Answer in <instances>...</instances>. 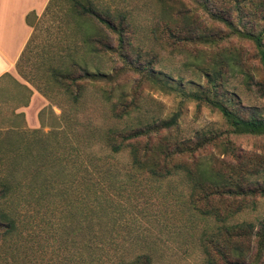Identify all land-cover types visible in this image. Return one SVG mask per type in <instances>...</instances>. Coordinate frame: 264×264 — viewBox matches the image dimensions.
<instances>
[{"label":"rangeland","instance_id":"rangeland-1","mask_svg":"<svg viewBox=\"0 0 264 264\" xmlns=\"http://www.w3.org/2000/svg\"><path fill=\"white\" fill-rule=\"evenodd\" d=\"M184 3H177L175 9L171 10L173 16H168L167 20L172 17L179 20L177 13L186 10L206 28L220 29L223 35H229V27L211 19V14L216 12L229 16L238 25L243 18L247 28L252 27L255 32L264 29V0L241 1V11L227 0H209L210 7L192 0H184ZM99 4L111 10H131L137 18L133 45L127 51L130 54L128 61L117 54L102 59L112 74H118L117 77L112 81L106 78L98 84L82 81L85 87V91L81 92L83 100L72 110L67 94L48 84L43 59H47L49 52L57 49L60 42H68L61 38L67 22L70 20L73 23V17L71 14L64 16L59 9L46 18L40 15V20L35 19L37 28L29 51L30 59L17 68V77L8 76L0 83V128L8 129L11 124L19 122L30 129L54 131L53 134L57 132L60 138L66 136V145H69V139L73 143L74 129L101 133L109 127H122L123 124L113 115L109 100L125 98L127 101L135 100V116L166 118L179 113V123L173 132L180 136L196 138L197 133L202 131H223L221 140H230L238 153L264 155V134L226 132L228 124L222 112L194 97L198 92L211 95L206 91L211 87L209 77L201 68L208 65L213 67L214 56L225 53L235 61H231L234 66L223 67L224 76L220 84L223 85L220 87L223 98L227 100L231 94H235L239 109L264 108V91L255 84L264 82V73L254 41L229 35L218 46H210L185 40L184 35L171 36L163 29V23L161 29L165 32L155 34L153 23L162 11L170 13L169 8L162 9L159 4L153 1L147 4L144 0H99ZM154 15L156 18H153ZM133 47L141 48V57L137 51L133 52ZM150 59L154 60L152 76L143 69ZM129 61H134L135 65ZM126 62L136 68H128ZM244 72L253 76L255 83L252 86L246 83ZM25 84L32 89L27 106L22 105L30 93L23 86ZM38 84L50 95L40 91ZM20 112L25 114L24 122L16 116ZM62 112L70 116L68 124L56 119ZM95 146L100 147L99 144ZM89 150L86 145H81V157L85 159V153ZM200 152L213 156L219 162L225 157L218 144H209ZM228 158L235 160L231 155ZM127 159L124 152L112 160L115 174L112 180L105 181L104 187H115L110 189L109 199L103 201L106 212L95 217L98 221L97 237H85L73 232L80 219L77 198L83 195L79 177V180H74V185L69 181V184L61 185L62 188L57 186L58 190L68 189L65 196L71 192L74 199L72 207L58 193L52 202H41L40 205L35 201L31 206L22 202L24 204L15 208L25 228L20 227L12 248L3 249L0 264H119L145 252L152 255L153 264H200L203 254L197 244V231L207 221L189 207L185 182L178 175L153 180L131 169ZM86 163L89 170V161ZM69 165L72 174L75 166L72 163ZM66 179L69 180V176ZM87 200L91 201L90 198ZM255 202V207L247 208L236 220L256 223L263 220L264 196L256 197ZM26 237L29 239L22 241Z\"/></svg>","mask_w":264,"mask_h":264},{"label":"trees","instance_id":"trees-1","mask_svg":"<svg viewBox=\"0 0 264 264\" xmlns=\"http://www.w3.org/2000/svg\"><path fill=\"white\" fill-rule=\"evenodd\" d=\"M144 1L147 4H152L153 1L162 6V9L169 8V11L174 10L177 3L185 4L184 0ZM192 1L200 5L209 2ZM227 1H232L235 8L241 11L240 2L245 0ZM57 9L62 11L64 16L71 14L74 21H65L67 27L65 26V34L61 39L68 42H60L57 49H52L48 58L43 61L48 84L66 93L70 107L75 110L83 100L81 92L85 91V87L82 81L85 83L89 80L98 84L106 78L112 81L117 77L118 74H112L102 59L117 54L124 61H128L130 54L127 51L133 45V35L138 23L133 11L102 8L99 0H50L42 15L49 17ZM180 11L177 13L179 20L173 17L167 20L168 16H173L172 11L159 13L153 23V33L163 34V23V29L171 36L184 35L185 40L210 46H218L229 35L250 39L258 48L264 73V29L255 32L252 27L247 28L243 18L238 25L229 16L213 12L211 19L214 22L229 27L230 32L226 36L220 29L206 28L188 11ZM154 17L156 18L155 15ZM35 19L41 18L35 13L28 15V23L34 30L17 68L23 61L30 59L29 51L37 28ZM65 19L67 18L63 20ZM132 50L137 51L139 57L142 56L139 51L141 48L133 47ZM231 61L235 60L229 54L218 53L214 56L213 67L208 65L201 68L209 77L211 87L206 91L211 95L198 92L194 97L204 100L222 112L228 124L226 132L264 134V108L239 109L235 94H231L227 100L223 98L224 94L220 90L223 86L220 85L224 76L223 67L234 66ZM153 62L152 59L148 60V65L143 68L148 72L147 75L152 76ZM128 63L135 65L134 61ZM128 63V68H136ZM244 73L246 83L252 86L255 83L253 76L249 72ZM255 84L264 91V82ZM23 86L30 92L22 104L27 106L32 89L26 84ZM37 87L44 94L50 95L39 84ZM109 101L113 115L123 124L122 127H109L101 133L74 129L73 143L69 139V145H66V136L60 138L57 132L53 134L54 131L30 129L19 122L11 124L8 129L0 128V256L3 249L13 247L15 238L21 231L20 227L25 228L16 215L15 208L24 203L31 206L35 201L40 202V205L41 202H52L53 199L56 200L58 193H61L72 207L74 199L71 198V192L65 196L64 193L68 192V189L58 190L57 186L62 188L61 185L69 184V181L74 185V180H79V177L81 179L78 183L83 195L77 198L80 219L73 232L85 237H97L98 221L95 217H100L98 214L106 212L103 201L109 199L110 189L115 187H104L105 181L112 180L115 174L112 160L126 152L131 169L153 180H165L178 175L185 182L189 207L207 221L206 225L197 231V244L203 254L200 264H264V219L257 223L236 220L247 208L255 207L256 197L264 196V155L238 153L230 140H221L223 131H202L197 133L196 138L180 136L173 132L179 123L180 114L177 112L166 118H147L133 115L137 107L135 100L127 101L121 98ZM16 116L24 122V112ZM56 119L68 124L70 116L62 112ZM95 144L100 147L96 148ZM209 144L222 147L225 157L220 159L221 162L211 155L201 154L200 151ZM81 145L90 148L85 153L86 161L81 157ZM230 155L235 160L229 159ZM87 161L90 164L89 170ZM70 163L75 166L72 174ZM68 176L69 180L66 179ZM63 177L65 179L60 181ZM89 198L90 202L87 200ZM27 239L29 238L26 237L22 241ZM119 264H153V258L150 253L145 252Z\"/></svg>","mask_w":264,"mask_h":264},{"label":"crops","instance_id":"crops-1","mask_svg":"<svg viewBox=\"0 0 264 264\" xmlns=\"http://www.w3.org/2000/svg\"><path fill=\"white\" fill-rule=\"evenodd\" d=\"M50 0H0V80L17 77V64L34 27L28 15L43 14Z\"/></svg>","mask_w":264,"mask_h":264}]
</instances>
